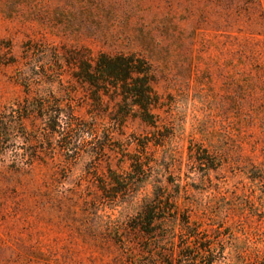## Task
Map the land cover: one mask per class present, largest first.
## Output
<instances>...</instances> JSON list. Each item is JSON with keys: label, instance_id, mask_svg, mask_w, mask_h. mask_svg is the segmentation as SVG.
Instances as JSON below:
<instances>
[{"label": "rangeland", "instance_id": "1", "mask_svg": "<svg viewBox=\"0 0 264 264\" xmlns=\"http://www.w3.org/2000/svg\"><path fill=\"white\" fill-rule=\"evenodd\" d=\"M102 54L151 64L150 123L84 80ZM261 168L264 0H0V264H128L158 186L251 234Z\"/></svg>", "mask_w": 264, "mask_h": 264}, {"label": "trees", "instance_id": "2", "mask_svg": "<svg viewBox=\"0 0 264 264\" xmlns=\"http://www.w3.org/2000/svg\"><path fill=\"white\" fill-rule=\"evenodd\" d=\"M151 71V64L136 55L102 54L95 66L84 62L82 75L90 83L112 82L117 89L122 88L131 105L139 107L141 119L150 123L156 97ZM31 107L37 108V104H29L26 111ZM135 161L141 163L140 159ZM260 171L263 175L264 168ZM164 190L158 186L153 199L135 218L138 228L133 234L144 240L128 244V264H264L262 227L251 234L244 227L234 230L220 225L210 232L201 230L188 215L179 218L176 202Z\"/></svg>", "mask_w": 264, "mask_h": 264}]
</instances>
